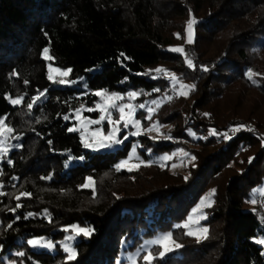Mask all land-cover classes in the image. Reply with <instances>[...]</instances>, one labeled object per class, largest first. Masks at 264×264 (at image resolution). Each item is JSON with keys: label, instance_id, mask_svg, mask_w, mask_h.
<instances>
[{"label": "trees", "instance_id": "16d2710c", "mask_svg": "<svg viewBox=\"0 0 264 264\" xmlns=\"http://www.w3.org/2000/svg\"><path fill=\"white\" fill-rule=\"evenodd\" d=\"M48 62L73 83L54 86ZM157 68L194 88L179 95ZM97 91L140 93L131 101L146 105L135 114L143 132L114 150L85 149L68 128L75 109L95 108ZM0 119L13 129L0 156L1 264H145L149 251L152 264H264V0H0ZM153 124L158 132L145 131ZM133 148L142 163L116 171ZM213 189L199 223L207 233L187 235L184 222ZM22 192L30 196L18 201ZM73 225L93 231L76 235ZM169 232L182 247L141 250Z\"/></svg>", "mask_w": 264, "mask_h": 264}, {"label": "snow or ice", "instance_id": "6c2138e0", "mask_svg": "<svg viewBox=\"0 0 264 264\" xmlns=\"http://www.w3.org/2000/svg\"><path fill=\"white\" fill-rule=\"evenodd\" d=\"M196 24L195 19H190L187 23V39H186V43L187 44H191L193 43V28L194 25ZM178 38H179V34H177ZM44 53L48 52V49L45 48ZM171 51L176 52V53H180L183 55L185 62L187 64V66L193 70H195V64L193 59L185 52V49L183 47H176V48H172ZM46 59H51V57L46 56ZM204 71H207V68H203ZM53 71H56L57 73L60 74L61 77H67L69 75V71L70 70H65V71H61L59 68L53 69ZM157 73L161 74V76H163L166 79H169L172 88L174 91H178V94L183 96L186 94V92L184 91V89L186 88H194V85H184V84H177V77L175 75L169 76L167 73V70L163 69V68H157L155 70ZM249 73H251V70H249ZM49 80H53L54 78L49 75ZM155 78H159L154 76ZM249 79L252 78L251 75H249L248 77ZM58 82L60 84H66V83H73V81H67L65 79H59ZM155 91H160L159 89H156ZM45 95L44 92L39 93L38 96L33 97L32 98V102L29 103L27 105L28 109L31 110L35 103ZM95 95L97 97L101 98V103L97 104L96 107L97 109L100 111V117L99 119H95V120H88L87 123L89 124H95V125H100L102 122L107 121L108 125H109V131L105 134L103 133L99 128H97L91 139L85 141L83 133H82V143L84 145L85 148H90V149H94V150H99V149H103V148H109L112 147L113 145H119L122 143L121 139H118V133L120 132V125H123V128L127 129L130 125L136 127L137 129H139L141 127V121L139 119H134V113H133V109L134 107H136L135 105H129V104H124V103H117L118 101H121L124 99V96H122L121 94H118L116 92H108V91H97L95 93ZM138 95H140V93L137 92H129L127 94L128 98L131 100L133 98H136ZM10 99V102L13 105H17L20 104L23 101V97H20L19 99ZM162 99H167V100H171L172 97L171 96H165ZM153 105H155L157 108L160 106L161 101L160 100H153L151 102ZM139 108H145L146 105L145 104H140L138 106ZM127 109V112L125 111ZM94 109L89 108L88 111H93ZM154 109L149 108L148 112L149 115L146 116V119H151V113ZM113 111H116L119 113V118L118 119H114L113 118ZM75 115L79 116L80 115V110L79 109H75L74 110ZM207 115V114H205ZM66 121L70 119V116L65 115L63 117ZM5 129L7 131V133H11L13 131L12 128L10 127H6L5 125V120L4 119H0V136H4L5 133ZM238 130V129H236ZM69 132H73V131H77V128L75 127H70L68 128ZM145 131L147 132H151V131H159V127L157 124H153L151 127L145 129ZM140 132L139 131H135L132 132L131 135H139ZM212 134H215L214 132ZM225 139H228V135L227 133L224 134ZM16 139H19V137H16ZM124 139H127V137H124ZM153 139H155V137H153ZM164 139H171V137L169 136H165ZM19 146V145H16ZM9 151V148L5 146V141L3 139H0V156H5L7 155ZM133 153L135 152V148H133ZM182 151V150H181ZM189 154L187 152H183V156L187 157ZM163 160L167 161L169 159H171V156L165 155L163 158ZM192 159H195V157H192ZM251 160V158H250ZM10 162V161H9ZM129 163L128 160L123 161L121 164H117L115 166L116 171H120L121 167L123 165H127ZM173 167H175V165H173ZM131 170V169H129ZM185 179H187V177H185ZM90 182V180H89ZM88 183H86L85 185H83V187H87ZM215 193V190H211L205 197L201 198L200 203L196 206V208L193 209V212H196L198 209L201 208V206L203 207H211V200L212 197ZM2 194V193H0ZM23 196H30V193H25L22 192L20 193V196H17L16 199L19 201L21 197ZM209 201L208 203H205V201ZM253 203H255V201H252ZM21 207L20 203H17L15 205V207L13 209H11V211L15 212L17 209H19ZM45 213H47V209H45ZM28 216H32L33 213H28ZM27 218V217H25ZM206 217L201 215L200 219H205ZM17 219H19V217H17ZM198 223V221H197ZM9 228L12 227L11 224L8 225ZM183 227L187 228L188 225L184 224ZM71 230L75 232L76 235H80L83 234L84 236H89L91 234V232L93 231L90 228H80L79 226L73 225L70 226ZM69 227H66L64 229L65 232H68L70 230ZM203 233H207V229L203 228L200 230ZM187 235H195V233L193 232H187ZM74 236H69L66 237V240H72L74 239ZM199 238V237H198ZM256 243L264 245V238L262 239H258L256 240ZM28 244L33 245V246H42V247H47V248H52L53 245L52 243L49 241L46 244H42L41 240H29ZM169 244L174 245L175 248H180L182 247V245L180 244H176L175 241L172 238V233H165L162 234L159 238L154 239L150 242H146L145 245L141 246V250L146 249L147 247H149L150 245H156L159 246L162 250L159 253L160 257H163L167 252L173 251V247H170ZM64 251L68 254L67 255V259L69 261L74 260L76 257V252L74 251L73 248L69 247L67 244H65L64 246ZM19 255H24V253H19ZM152 259H155V257H153L152 253L149 251L147 252V254L144 255L143 260L145 262V264H152Z\"/></svg>", "mask_w": 264, "mask_h": 264}, {"label": "rangeland", "instance_id": "374dc122", "mask_svg": "<svg viewBox=\"0 0 264 264\" xmlns=\"http://www.w3.org/2000/svg\"><path fill=\"white\" fill-rule=\"evenodd\" d=\"M219 44H220V42L209 44L205 48V52H204L203 59L206 60V59H210V58L215 57L216 54L218 53ZM46 56L47 55H44V58ZM45 60H48V59L45 58ZM47 66H48L49 75H51L54 78L53 80H50L51 82L54 83V86H56L57 88H59V87L65 86V85L66 86L69 85V83L60 84L58 82H55V81H58L59 79H63L64 77H61L59 73H57L56 71H53V69H56V67H54L51 63L48 62L47 63ZM122 96H124V99L121 100V101H118L117 103H124V104L134 105L131 100H125L126 99V96L125 95H122ZM101 102H102L101 101V98L99 97L96 105L97 104H100ZM244 103H245V105H249L250 104L248 101H245ZM88 109L89 108L82 109V110H80V115L79 116H76L75 113H74V116H73V121H75V124L73 125V127L77 128V131H74V132H77L78 133L81 142H82V133H83V136H84L85 141H87V140H89V139L92 138L93 133H94V131L97 128H99L105 134L109 131V125H108L107 121L102 122L100 125H95V124H89V123H87L88 120H95V119H99V117H100V111L97 109L96 106H95V108H94L93 111H88ZM139 110H140V108L138 106L134 107V109H133L134 119H135L136 112L139 111ZM125 111L127 112V109ZM86 112H90V113L91 112H97V115L95 117L88 116V115L85 114ZM113 114H115V115H113V118L116 117L114 119H118L119 118V113L118 112L113 111ZM121 125H120V132L118 133V136H117L118 139H121L122 140V143L121 144H119V145H113L112 147L103 148V149H99V150L85 148L84 145H83V143H82L83 147L85 149L91 151V152L108 151V150H114L116 148L122 147V145L124 144V142L127 139H129V137L131 136V132L128 129L129 127L127 129H125V128L121 127ZM104 126H107L108 129L105 130V127ZM130 126L134 128L133 132H135V131H139L140 133L143 132L142 129H141V127L139 129H137L136 127H134L132 125H130ZM122 132L124 133V135H123L122 138H120ZM134 136H136V135H134ZM124 137H127V139H124ZM0 139H3L5 141L6 140V136H0ZM163 157H161L159 159V163L161 165H165L166 164V161L162 159ZM127 160L129 161V163L127 165H123V166L126 167V168H129V169L130 168L131 169H134V168H136L138 165H140L142 163V160L137 156L136 152L133 153V151H132L130 157ZM177 166H179V165H175L174 170H177L178 169ZM205 196L206 195H204L202 197H205ZM201 198H200V201H201ZM200 201H199V203H200ZM208 202L209 201H207V200L205 201V203H208ZM206 208L207 207L201 206V208L198 209L196 212H193L192 211V213L189 215L187 221L184 222V224H187L188 225V227L185 228L186 233L187 232H193V233H195V235H191V236H194V237H197V238L198 237L200 238V237H203L204 236V233L200 231L201 228L199 226L200 225L199 223L204 220V219H200V217H201V215L205 216L204 209H206ZM197 221H198V223H197ZM155 239H157V238H155ZM147 242H150V241H147ZM145 244H146V242L143 245H145ZM151 246H155V245H150L145 250L149 249ZM169 246L171 247L172 245L169 244ZM3 264H14V263L11 262V261H4ZM131 264H134V263L132 262Z\"/></svg>", "mask_w": 264, "mask_h": 264}]
</instances>
